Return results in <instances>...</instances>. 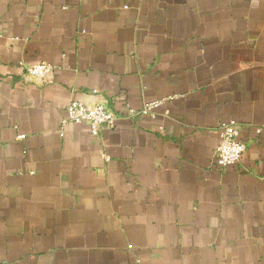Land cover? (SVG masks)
Listing matches in <instances>:
<instances>
[{
  "label": "crops",
  "instance_id": "1",
  "mask_svg": "<svg viewBox=\"0 0 264 264\" xmlns=\"http://www.w3.org/2000/svg\"><path fill=\"white\" fill-rule=\"evenodd\" d=\"M0 264H264V0H0Z\"/></svg>",
  "mask_w": 264,
  "mask_h": 264
},
{
  "label": "built area",
  "instance_id": "2",
  "mask_svg": "<svg viewBox=\"0 0 264 264\" xmlns=\"http://www.w3.org/2000/svg\"><path fill=\"white\" fill-rule=\"evenodd\" d=\"M23 73L28 78L45 79L54 70V65L48 62H38L25 65L20 62ZM95 92V91H93ZM159 101L145 103L138 111H129L127 117L135 115H153V108ZM118 115L106 103H84L70 100L64 107V115L60 119L61 126L66 123H86L92 136H97L102 125L112 128ZM21 134L18 139L24 138ZM219 140L215 147L216 163L220 168L233 166L240 162L245 145L240 139V129L235 119L220 122L218 126ZM108 159V157H106Z\"/></svg>",
  "mask_w": 264,
  "mask_h": 264
}]
</instances>
